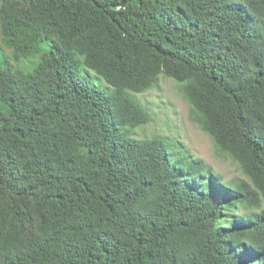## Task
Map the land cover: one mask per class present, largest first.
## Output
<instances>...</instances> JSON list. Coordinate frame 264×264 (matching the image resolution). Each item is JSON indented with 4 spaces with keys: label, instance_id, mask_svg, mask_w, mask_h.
Here are the masks:
<instances>
[{
    "label": "trees",
    "instance_id": "obj_1",
    "mask_svg": "<svg viewBox=\"0 0 264 264\" xmlns=\"http://www.w3.org/2000/svg\"><path fill=\"white\" fill-rule=\"evenodd\" d=\"M0 52V264H264V0H0ZM160 74L242 178L130 139Z\"/></svg>",
    "mask_w": 264,
    "mask_h": 264
},
{
    "label": "rangeland",
    "instance_id": "obj_2",
    "mask_svg": "<svg viewBox=\"0 0 264 264\" xmlns=\"http://www.w3.org/2000/svg\"><path fill=\"white\" fill-rule=\"evenodd\" d=\"M1 52H4L1 58L11 59L10 50L3 48ZM10 61L16 68L25 69L34 66L36 60L19 64L12 59ZM94 80L100 84L96 77ZM101 82L106 85L104 80ZM192 84L179 83L165 74H160L148 89L134 94L149 119L147 123L131 129L130 139L143 142L163 138L172 145L167 148H172L171 153L174 156L187 151L191 156L203 159L223 177L224 182L242 178L238 166L228 156L217 153L211 136L203 129L201 117L194 111L187 95Z\"/></svg>",
    "mask_w": 264,
    "mask_h": 264
}]
</instances>
